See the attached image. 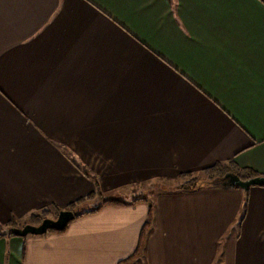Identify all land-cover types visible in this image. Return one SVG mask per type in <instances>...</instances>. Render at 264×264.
<instances>
[{"label": "crops", "instance_id": "1", "mask_svg": "<svg viewBox=\"0 0 264 264\" xmlns=\"http://www.w3.org/2000/svg\"><path fill=\"white\" fill-rule=\"evenodd\" d=\"M214 165L264 176V0H0V232L101 196L0 264H264V188L102 205Z\"/></svg>", "mask_w": 264, "mask_h": 264}, {"label": "trees", "instance_id": "2", "mask_svg": "<svg viewBox=\"0 0 264 264\" xmlns=\"http://www.w3.org/2000/svg\"><path fill=\"white\" fill-rule=\"evenodd\" d=\"M228 173H232V174L236 175L237 177H239L243 181L247 180V179L254 178V177H259L255 173L248 171V170L245 171V170L233 168L230 166L214 165V166H211V167L203 170L199 174H192V173L179 174L177 179L180 183L178 184V186L176 188H174V191L193 192V191L201 190V189L221 188L220 186L217 185V181L220 180L224 175H226ZM262 177H264V176H262ZM223 189H225V188H223ZM226 189H229V188H226ZM247 192H248V190L244 191L245 194ZM95 196H98L99 199L101 197L100 194H98V192H94V193L90 194L88 197H86L85 199L78 200L74 204H71L66 210L72 211L75 214V217H79V216L84 215L86 213L95 212V211L100 209L101 205L98 207L89 209V210H83V209L77 210V207H79L81 204L85 203L86 201L94 200ZM137 201H141V200L140 199L135 200V202H137ZM101 202H102V205H105V204L123 205V204H125V202L117 200V199H111V200L110 199H104ZM58 213H59V210H56L54 212V216L56 217L58 215ZM151 217H152V208L149 207L147 222L145 223V226H143L141 234H140L138 247H137V253L140 249L143 234L146 232V229L148 230V227L150 225ZM46 218H48V213L42 212L39 214V216H33L34 221L32 223H36V224L38 223L39 224L42 220H44ZM16 228H18V227L15 224L11 223L8 226V229H6L3 232H0V237H14L9 232V230L10 229H16ZM132 259L133 258H131V260Z\"/></svg>", "mask_w": 264, "mask_h": 264}, {"label": "water", "instance_id": "3", "mask_svg": "<svg viewBox=\"0 0 264 264\" xmlns=\"http://www.w3.org/2000/svg\"><path fill=\"white\" fill-rule=\"evenodd\" d=\"M217 185L221 188H237L247 191L253 187L264 188V177H254L247 180H241L232 173L224 175L217 181ZM75 219L72 211L64 210L58 213L55 219H44L38 225H25L19 229H10L9 232L15 236L24 238L27 236H43L48 232H61L67 225Z\"/></svg>", "mask_w": 264, "mask_h": 264}, {"label": "rangeland", "instance_id": "4", "mask_svg": "<svg viewBox=\"0 0 264 264\" xmlns=\"http://www.w3.org/2000/svg\"><path fill=\"white\" fill-rule=\"evenodd\" d=\"M177 178L178 177H176L173 180H168V181L164 180L163 184H160L159 186L149 185V184H141L140 186L134 187V188H136L135 191L134 190L128 191V188H127V190L106 191V192H103L101 194L102 195L101 199H110V200L111 199H117V200L123 201L125 203L132 201V200L140 199L141 201L146 202V204L150 206L154 203V199L157 196V194H161V193L166 192V191H168V192L174 191V188H176L178 186V184L180 183ZM115 196H116V198H114ZM94 203H95L94 200L87 202V204L83 203L77 208V210L88 209ZM152 215H153V213H152ZM55 218L56 217L53 215V219H55ZM24 225H26V224H24ZM24 225L23 224H17L16 226L19 228H22ZM27 225H30V224H27ZM149 232H150V229L147 230V232H145L143 234L138 254H137V256L132 257L134 260L136 259L137 263L140 260H142V262H144L143 257H142V253L144 252L143 244L146 241V238H147V235L149 234Z\"/></svg>", "mask_w": 264, "mask_h": 264}]
</instances>
